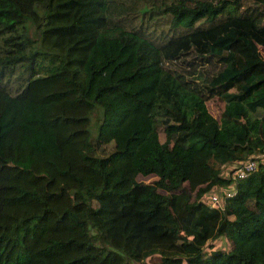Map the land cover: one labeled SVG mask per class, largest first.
<instances>
[{
  "label": "trees",
  "instance_id": "obj_1",
  "mask_svg": "<svg viewBox=\"0 0 264 264\" xmlns=\"http://www.w3.org/2000/svg\"><path fill=\"white\" fill-rule=\"evenodd\" d=\"M119 2L0 0V264H264V0Z\"/></svg>",
  "mask_w": 264,
  "mask_h": 264
},
{
  "label": "rangeland",
  "instance_id": "obj_2",
  "mask_svg": "<svg viewBox=\"0 0 264 264\" xmlns=\"http://www.w3.org/2000/svg\"><path fill=\"white\" fill-rule=\"evenodd\" d=\"M160 1L161 0H117V2H119L117 7L120 4L133 5V6L137 7V10L135 12L136 20L138 19V21H139L140 17H144L147 19L149 16H153V18L150 22L153 25V24L157 23V19L160 17H158L157 12L154 11V8L152 7V5L158 4ZM165 1L171 2L173 0H165ZM143 5H145V7L148 8V10H146L144 13L142 12L143 10H141V7ZM151 10H153L154 12H151ZM116 11H117V9H116ZM117 17H119V19L122 18L123 20H125L124 16L118 15ZM161 22L162 21H158V24H160ZM150 27H152V26H150ZM157 30H159L158 27H157ZM261 54L264 58V49H261ZM222 106H223L222 101L217 99V98H212V99L207 101V108L212 113V115L215 117L220 113ZM90 117H91V124L89 127V134H90V137H95L98 133V125H97L98 123L96 124L97 117L95 116V112L93 114H91ZM160 136H161V138H163V132L160 134ZM258 158H259L258 159L259 162H264V153L262 155H259ZM153 180H154V178H152V179L149 178L146 181L149 182V181H153ZM212 194H216L215 191ZM217 244H219V248H227V246H228L226 241L223 238L219 239Z\"/></svg>",
  "mask_w": 264,
  "mask_h": 264
},
{
  "label": "built area",
  "instance_id": "obj_3",
  "mask_svg": "<svg viewBox=\"0 0 264 264\" xmlns=\"http://www.w3.org/2000/svg\"><path fill=\"white\" fill-rule=\"evenodd\" d=\"M257 168V163L255 160H249L239 166L235 171V177L238 179H242L247 177L252 171ZM227 196H232L233 194L230 192L226 193ZM207 204L209 207H223V202L220 196L217 194H210L207 199Z\"/></svg>",
  "mask_w": 264,
  "mask_h": 264
}]
</instances>
